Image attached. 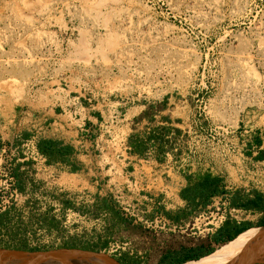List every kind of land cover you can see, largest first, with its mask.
Returning a JSON list of instances; mask_svg holds the SVG:
<instances>
[{
    "label": "rangeland",
    "instance_id": "374dc122",
    "mask_svg": "<svg viewBox=\"0 0 264 264\" xmlns=\"http://www.w3.org/2000/svg\"><path fill=\"white\" fill-rule=\"evenodd\" d=\"M202 97L214 122L238 128L239 149H246L241 141L255 146L264 136V0H0V136L8 145L31 132L24 112L43 114L68 100L82 101L100 121L111 103L129 102L130 117L143 105H164L177 122L202 109ZM18 157L0 155V247L107 243L94 251L126 264H160L167 251L187 243L182 237L189 232L156 236L104 215L96 205L101 199L82 198L84 190L94 193L92 184L60 179L54 168L35 165L30 189L36 190L28 195ZM240 158L221 173L226 184L264 193L256 181H264L263 165ZM18 183L23 191L15 192ZM70 207L88 217L65 228L61 215ZM228 218L256 222L260 214Z\"/></svg>",
    "mask_w": 264,
    "mask_h": 264
},
{
    "label": "built area",
    "instance_id": "2783aa9c",
    "mask_svg": "<svg viewBox=\"0 0 264 264\" xmlns=\"http://www.w3.org/2000/svg\"><path fill=\"white\" fill-rule=\"evenodd\" d=\"M197 101L203 104L202 109L200 107V110L190 111L185 119L182 118L174 125L166 124L170 128L169 131L154 132V135L142 134L147 127V132L152 131L149 124H144L146 121L140 119L147 110V105H143L142 110L130 117L129 109L126 108L129 102L111 103L108 119L102 118L96 127L88 125L85 120L77 125L80 131L76 138L78 152L96 159L97 167L88 170L90 174L60 172L59 178L73 176L86 179L88 184L95 187L94 193L91 190L83 191L85 196L82 198L86 202L107 199L115 204L133 225L152 231L156 236L161 233L171 235L177 232H212L218 229L228 219L229 214L239 211L228 207L229 200L225 195L213 197L211 203L199 209L190 221L181 220L176 223L166 215L184 208L181 179L187 176L227 172V168L236 166L240 157L245 161L255 160L263 167L264 162L257 160L253 154H247L250 147L256 148L250 142L241 141V145L246 149H239L238 128L214 122L207 112L208 103L204 98ZM80 107L84 112L90 111L82 101ZM148 111L151 109L148 108ZM161 111L156 106L152 108L155 119L161 115ZM43 117L41 114L27 112L22 115V119L29 120L31 126ZM59 124L68 129L67 122L60 121ZM51 130V125L44 128V131ZM111 130L113 133L117 132L119 137L118 151L114 148L116 137ZM136 133L139 140L147 146L144 154L136 153L130 143L132 134ZM156 138L160 139L165 148L161 154L156 150ZM19 140L20 144L11 150L19 156L18 160L34 162L40 166V171H48L46 159L38 150L39 134ZM8 147L4 144L0 155L8 153ZM256 181L264 186V181ZM251 184L254 185L255 182L252 180ZM17 189L14 191L17 192ZM73 195L69 194L70 200L75 202ZM78 217L86 219L88 215L75 210V207L66 209L61 215L63 227L75 225ZM200 226H203V229H200Z\"/></svg>",
    "mask_w": 264,
    "mask_h": 264
},
{
    "label": "crops",
    "instance_id": "0c3cea01",
    "mask_svg": "<svg viewBox=\"0 0 264 264\" xmlns=\"http://www.w3.org/2000/svg\"><path fill=\"white\" fill-rule=\"evenodd\" d=\"M155 106H150L149 109L154 108ZM160 110L161 111V115H159L156 119L154 118L155 115L152 114L151 111L146 110L143 115L141 116L140 119L145 120L146 122H144V124L148 123L149 126L151 127L152 131L147 132L148 128L147 127L142 134L144 135H154V132H167L170 130L169 127L166 126L167 125H174L176 123V120L173 119V116H168L167 110H164L162 108H164V105L160 106ZM71 111L70 113L68 112ZM63 111H66L67 113L64 114ZM41 115H43V119L40 121H36L35 123L32 124V129L30 130L31 132L25 133L23 134V138H30L31 136L35 135V134H39V140L41 139H50L53 140L57 145V148H63L65 149V154L64 155H60V156H54V157H47L44 156V158L46 159V166L48 168H54L55 171L59 170V172H70V173H81V174H87L88 170H92L95 169L96 166V159L94 158H90L84 154H81L78 152V142H77V137L79 135V129L77 127V125L81 124L83 122V120H85L88 125H92L95 126L97 125V123L100 120V117L95 114L92 113L90 111H82L81 107H80V102L76 101L75 99L73 100H68L66 102V104L60 105L56 108H52L48 111H46L45 113H41ZM189 115V113H188ZM60 121H65L67 122V126L68 129H65L62 125H58V122ZM70 122V123H69ZM164 124V126H163ZM47 125H51L52 126V130L51 131H44V128ZM58 127H57V126ZM150 133V134H149ZM138 134H132V136L134 138H138L137 136ZM260 137L256 140V145L255 147L258 149L256 153H253V155L256 154H262L264 156V136L263 135V131L260 132ZM131 136V137H132ZM153 137V136H152ZM151 138V136H150ZM160 139L156 138L157 144H156V150L159 154L163 153L165 148L164 146H162V144L159 141ZM0 141H1V145H0V150L2 149L3 145L6 144V140L5 137L2 135L0 136ZM251 144H253V140L250 142ZM17 143L15 142H11L10 145L7 144L8 147V152H11L12 148L14 146H16ZM143 153L146 151L147 146L143 143ZM260 161L264 162V158L261 159ZM36 163L34 162H30V161H23V167H22V174L23 176L27 177V182H28V195H30L33 190L35 191L36 189L32 188V190L30 189L31 186V182L34 181L33 175H34V167H35ZM75 168V171L72 172L71 168ZM227 170L229 171L230 169L227 168ZM223 173V172H222ZM90 174V173H88ZM207 179H213V180H217L218 181V186H219V191L216 194H212L210 196H208L207 198H200L197 197L196 199H194L193 201H188V200H184V208L181 211H178L176 213H172V215L178 217V219L173 220L174 222L178 223L181 220H185V221H190L191 218L194 216V214L201 208H205L207 207L211 201L213 197H217V196H228V207H232L233 206V202H237V204L240 203H246L248 202V200L250 198H253V191L249 192L248 190H242V189H237V188H232L231 186L227 185L226 183L229 181L228 178L225 175L222 174H202V175H198V176H187L184 179H181L182 183H181V193L183 191H185L187 188L189 187H193L197 184H200L201 182H203L204 180ZM239 211H244V212H250V213H255V214H260V218L254 222L251 219H238V218H228L227 220L229 222H232L234 224H236V226L238 227L239 230H251L250 225L251 224H256L262 217H263V213H259V212H255V211H251V210H244V209H238ZM102 212L104 213V215H108V217H111V214L108 210H102ZM108 219V218H105ZM226 220V221H227ZM225 221V222H226ZM223 223L218 229L212 231V232H207V235L205 233V231L201 232H196V231H190L189 233H187L185 236L182 237V239L187 240V243H183L180 247L176 248V249H171L169 252H166V255H171L173 260H178L181 259L182 254H188L189 252H194V253H199V252H205L207 250V248L209 247H216L217 243L214 241V239L218 236L219 234V230L221 228H223L225 226L226 223ZM133 225V224H131ZM254 229V228H252ZM242 232V233H243ZM241 233V234H242ZM197 236H194L196 235ZM142 234H140L139 236H141ZM173 235V234H171ZM193 235V236H191ZM239 236V235H238ZM238 236H235L231 241H234ZM192 237V238H189ZM143 238V237H142ZM189 239L191 242H189ZM229 241V242H231ZM229 242L227 243H223L221 244L219 247H217L215 249V251L208 255V256H203L201 259L199 260H191L188 262H185L183 264H188L190 262H198L201 261L213 254H215L218 250H220L222 247H224L225 245H227ZM172 260V261H173ZM120 261V260H119ZM122 262V261H121ZM123 263V262H122Z\"/></svg>",
    "mask_w": 264,
    "mask_h": 264
},
{
    "label": "trees",
    "instance_id": "16d2710c",
    "mask_svg": "<svg viewBox=\"0 0 264 264\" xmlns=\"http://www.w3.org/2000/svg\"><path fill=\"white\" fill-rule=\"evenodd\" d=\"M258 141V140H257ZM130 143L134 148V151L138 154H142L144 147H143V142L139 140V138H134L133 136L130 139ZM1 145V144H0ZM57 144L50 139H41L38 142V150L39 152L47 157H54V156H62L65 154V149L63 148H57ZM257 160H261L264 158L262 154H258L255 156ZM71 171L74 172L75 168H71ZM14 176L18 179L19 174L15 173ZM17 188L20 191H23V188L21 186V183L17 184ZM219 191V186H218V181L213 180V179H207L201 182L200 184H197L193 187L187 188L185 191L181 193V196L184 200L188 201H193L197 197L200 198H207L208 196L212 194H216ZM253 198H250L248 202L246 203H240L237 204V202H233V207L236 209H244V210H251L259 213H263V217L256 223V224H251L250 227H257V226H264V193L258 192V191H253ZM97 205V208L102 211V210H108L112 215L115 217H118L121 221L124 223L131 225L132 222L129 220H125L120 216V213L115 211L112 206L109 205V202L107 199H103ZM170 219L175 220L179 218L172 215L171 213L166 214ZM225 226L219 230L218 236L214 239V241L217 243L216 247H209L205 252H199V253H194V252H189L188 254L184 255L181 259L178 260H173L172 256L165 255L162 259L160 264H182L186 261L189 260H194L198 259L200 257H203L205 255H208L215 251L217 247H219L221 244L226 243L230 240H232L235 236H237L239 233L243 232V230H239L236 224L229 222L228 220L225 222ZM70 248H76L75 246H69ZM107 247V243H97L92 246H86L83 249L87 250H96L97 248ZM36 250V249H34ZM173 260V261H172ZM126 264V263H123ZM129 264H142L141 262L134 260L130 262Z\"/></svg>",
    "mask_w": 264,
    "mask_h": 264
},
{
    "label": "water",
    "instance_id": "95a60500",
    "mask_svg": "<svg viewBox=\"0 0 264 264\" xmlns=\"http://www.w3.org/2000/svg\"><path fill=\"white\" fill-rule=\"evenodd\" d=\"M252 228L258 230L255 239L240 256H238L229 264H264V226H257ZM241 233H239L238 235H240ZM201 258L202 257L194 260H199ZM0 264H123V263L118 259H115L101 252H97L94 250H87L83 248L81 249V248L61 247L54 249L24 250V249H12V248L0 247Z\"/></svg>",
    "mask_w": 264,
    "mask_h": 264
},
{
    "label": "bare ground",
    "instance_id": "6f19581e",
    "mask_svg": "<svg viewBox=\"0 0 264 264\" xmlns=\"http://www.w3.org/2000/svg\"><path fill=\"white\" fill-rule=\"evenodd\" d=\"M258 233L257 229H251L240 234L234 241L218 250L215 254L198 262L188 264H229L240 256L253 242Z\"/></svg>",
    "mask_w": 264,
    "mask_h": 264
},
{
    "label": "flooded vegetation",
    "instance_id": "af4514ba",
    "mask_svg": "<svg viewBox=\"0 0 264 264\" xmlns=\"http://www.w3.org/2000/svg\"><path fill=\"white\" fill-rule=\"evenodd\" d=\"M185 254H182V256L181 257H183Z\"/></svg>",
    "mask_w": 264,
    "mask_h": 264
}]
</instances>
